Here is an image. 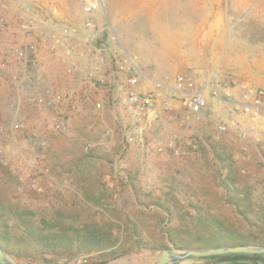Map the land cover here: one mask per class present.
<instances>
[{
  "label": "rangeland",
  "instance_id": "1",
  "mask_svg": "<svg viewBox=\"0 0 264 264\" xmlns=\"http://www.w3.org/2000/svg\"><path fill=\"white\" fill-rule=\"evenodd\" d=\"M67 1L71 20H53L50 28L35 26L28 35L15 24L14 11L17 5L33 2L43 7L44 1L23 0L21 5L18 0H3L8 9L0 4L10 14L11 30L0 34V63L7 64L0 68V206L28 210L33 221L39 220L35 213L43 211L54 229L61 228L68 236L95 237L135 252L147 246L234 244L236 240L224 234L227 231L264 234V125L241 116L237 127L224 133L217 129L230 118L229 108L239 96L234 86L244 82L264 89V0H102L103 9L92 15L82 11L85 0ZM87 19L100 31L86 46L82 38L91 35L83 32ZM62 25L74 30L63 42L58 41ZM11 38L39 46L31 70L34 83L25 90L16 88L14 77L25 73L27 66L4 56ZM94 45L106 49L104 60L92 58L89 51ZM125 54L134 58L142 88L160 90L181 74L206 95L209 106L191 126L169 131L179 141L178 154L167 146L156 152L155 139L145 151L121 144L116 119L123 120V129L129 124L125 112L112 108L110 101L111 86L118 89L127 75L120 68ZM83 68L89 78L95 68L107 78L104 82L84 80V74L78 78ZM78 80L93 87L85 95L62 89ZM216 84L230 91L223 90L217 98ZM46 90L77 105L63 131L51 128V108L28 101L33 92ZM96 102L101 103L99 110L94 109ZM18 122L25 129L16 131L13 125ZM31 130L45 140L42 149L31 144ZM157 133L158 127L149 138ZM35 155L57 177H68L70 186H45L41 194L29 191L24 160ZM3 228L0 225V232ZM22 230L9 232L18 235ZM97 254L46 261L8 256L16 264H93L100 261Z\"/></svg>",
  "mask_w": 264,
  "mask_h": 264
},
{
  "label": "built area",
  "instance_id": "2",
  "mask_svg": "<svg viewBox=\"0 0 264 264\" xmlns=\"http://www.w3.org/2000/svg\"><path fill=\"white\" fill-rule=\"evenodd\" d=\"M19 6V5H17ZM32 12L17 14L16 24L23 35H28L35 27L36 12H43L45 9L37 2L32 3ZM2 8L8 9V4L2 3ZM103 9L102 0H85L82 4V11L86 15H92L95 12ZM8 26L6 21L0 17V33L5 32ZM100 29L94 26L91 19L85 20L83 23V32L91 34L83 36V43L91 42L92 37L98 35ZM61 37L58 41H66L74 30L71 27L62 25L59 29ZM15 38L9 40V44L4 47V56H14L20 59L27 66V71L22 75L14 77L15 86L18 90H25L31 87L34 83L32 76V68L36 64L39 46L33 41H23L18 44ZM70 49H66V54H70ZM89 53L92 58L102 61L105 58L106 49L102 46H91ZM29 67V68H28ZM1 69H6L5 61L0 63ZM120 68L127 73L122 84L118 85V89L112 87V96L110 105L112 108H121L127 118L129 126L127 129L121 130V144L125 146L135 145L142 151L148 148V133L152 129L158 127V136L155 141V151L158 153L165 151V146L173 150L174 154L179 153L176 146L177 136L170 133L164 127L158 125L160 120L165 122L176 121L179 127H189L192 122L198 118L199 114L207 107L208 100L203 90L193 88L192 82L188 81L183 75L177 74L174 76L171 83L162 84L160 90H146L141 87L138 82L139 68L129 55H123L120 62ZM71 68L67 67L66 72L71 73ZM98 68L90 70V76L96 77ZM100 80V79H99ZM103 81V80H100ZM222 88L216 84L213 94L220 98ZM226 94L229 92L226 91ZM28 101L33 105L45 106L53 110L50 119L51 128L55 131H63L68 122L70 114L77 110V105L64 97L61 93L46 90L44 93L33 92L28 97ZM95 109L101 108V103L94 104ZM231 116L228 120L217 126L219 132H226L230 127H237L240 123V117H246L248 120L260 122L264 125V89L260 87H248L242 91L239 96L232 102L230 108ZM13 128L18 131L25 129L22 122L15 123ZM107 131L106 133H109ZM31 144L36 148H43L46 145L45 140L38 134L37 131L29 132ZM6 146L5 149H8ZM0 153L2 150L0 149ZM26 170L29 171L27 178V189L31 192L41 194L46 187L50 188H68L70 180L68 177H57L49 166H44L39 160V156L35 155L24 160ZM14 171V170H13ZM22 180V177H20ZM23 186L17 187L18 191L23 190ZM81 261V259H79ZM54 264V263H52Z\"/></svg>",
  "mask_w": 264,
  "mask_h": 264
},
{
  "label": "trees",
  "instance_id": "3",
  "mask_svg": "<svg viewBox=\"0 0 264 264\" xmlns=\"http://www.w3.org/2000/svg\"><path fill=\"white\" fill-rule=\"evenodd\" d=\"M248 15L245 16L246 19ZM164 210L167 213L169 212V209L166 207ZM35 215L39 216L38 221L31 220L34 214L28 210H19V208L11 206H0V225L4 227L2 232H0V247L7 255L19 258L34 257L46 261L48 260L47 257L54 260H64L75 258L81 254L96 252L98 254L95 258H99L100 261L93 264H106L132 251L130 248H124L114 243H107L95 237L68 236L63 229H54L55 226L50 223V219L47 217L48 214L39 211ZM10 221L12 222L10 223ZM19 227L23 228L22 234H10V230L12 231L13 228ZM224 234L228 237H233L236 240L234 244L250 243L264 245V234L261 232H248L237 235L234 232L227 231ZM164 235H167L170 241L169 234L164 232ZM145 248L163 250L168 249V246H147ZM230 256H242L255 262L264 260V255L235 254L219 257Z\"/></svg>",
  "mask_w": 264,
  "mask_h": 264
},
{
  "label": "crops",
  "instance_id": "4",
  "mask_svg": "<svg viewBox=\"0 0 264 264\" xmlns=\"http://www.w3.org/2000/svg\"><path fill=\"white\" fill-rule=\"evenodd\" d=\"M24 1H34V0H24ZM44 1V15L41 14H36L35 16V26L37 27H52L53 26V20H59V21H69L72 18L71 15V8L70 5L68 4L67 0H43ZM55 1H59L60 3H56ZM3 2V0H0V4ZM19 4L23 5V0H18ZM32 10V6L28 5V6H17L16 10L14 11V13L17 14H21V13H26ZM32 12V11H31ZM0 17L3 18L6 23L7 26H9V21H10V14L7 11H3V9L0 7ZM14 21V20H12ZM16 24V21H15ZM17 25V24H16ZM9 29V27H8ZM6 32H2L0 34H6L10 33L11 30L9 29ZM83 41V38H82ZM88 55H85V59H88L87 57ZM90 59V58H89ZM81 74H84V80L86 79H92V80H103V82L105 81V79L107 78V76L104 74V72L99 71L96 74V77L93 78H89L87 76V70H85L84 68L82 70L79 71V74L77 75L78 78L80 77ZM67 79V78H66ZM100 79V80H99ZM70 80V79H69ZM76 80V79H75ZM77 85V86H75ZM67 88H62L63 90H69V91H74L77 94L80 95H85V91L88 89V87H93L90 83L89 85H86L85 82H82V80H78L77 83ZM222 90H229L230 89H225L224 84H220ZM114 85L111 86V88ZM251 87L249 86L248 83H244V82H240L238 83L236 86H234L233 89H237L239 91V94L244 91L246 88ZM68 91V92H69ZM209 106V104H207V107ZM206 107V108H207ZM95 109V108H94ZM96 110V109H95ZM117 124H118V130L121 132V130L124 128V122H122L123 120L120 119H116ZM158 125L164 127L167 131H175L178 127L176 121H172V122H165L164 120H160ZM178 132V129L176 130ZM149 133V132H147ZM157 138H159L158 133L155 134V136H153L152 138H149V135L147 136V140L148 143L149 141L151 142V140L154 141V139L156 140ZM152 144V143H151ZM179 141L176 143V146H178ZM159 250L158 249H142L141 251H132L127 253L126 255L119 257L117 259L111 260L106 264H156V261L159 257L158 255ZM214 258L211 257H190L182 262L179 263H171V264H264V260H260L255 262L254 260H249V258L246 257H242V256H230V257H219V256H213Z\"/></svg>",
  "mask_w": 264,
  "mask_h": 264
},
{
  "label": "water",
  "instance_id": "5",
  "mask_svg": "<svg viewBox=\"0 0 264 264\" xmlns=\"http://www.w3.org/2000/svg\"><path fill=\"white\" fill-rule=\"evenodd\" d=\"M235 254L264 255V245L238 243L226 244L216 247H187L184 249L171 248L161 250L156 264L179 263L190 257L228 256ZM0 264H16L0 247Z\"/></svg>",
  "mask_w": 264,
  "mask_h": 264
}]
</instances>
